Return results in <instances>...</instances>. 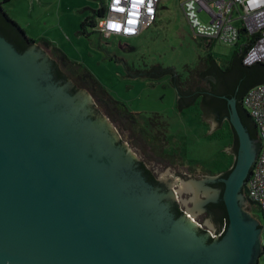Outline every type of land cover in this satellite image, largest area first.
Instances as JSON below:
<instances>
[{"label": "water", "instance_id": "obj_1", "mask_svg": "<svg viewBox=\"0 0 264 264\" xmlns=\"http://www.w3.org/2000/svg\"><path fill=\"white\" fill-rule=\"evenodd\" d=\"M154 69L126 71L153 78ZM74 88L39 44L20 52L0 34V264H258L263 231L244 195L258 143L236 98L224 97L239 150L222 194L209 185L217 176L167 167ZM141 159L170 179L169 192L147 179ZM200 194L223 198L229 215L211 243L199 231L206 217L195 222L198 206L188 204ZM177 199L188 207L179 217Z\"/></svg>", "mask_w": 264, "mask_h": 264}, {"label": "rangeland", "instance_id": "obj_2", "mask_svg": "<svg viewBox=\"0 0 264 264\" xmlns=\"http://www.w3.org/2000/svg\"><path fill=\"white\" fill-rule=\"evenodd\" d=\"M108 1L12 0L3 7L28 37L51 41L72 61L85 65L116 100L138 114L141 126L148 133L162 137L164 145L159 142L155 149L156 145L131 128L129 122L113 118L136 143L164 165L182 175L190 168L192 175L188 177L197 179L206 171L231 167L233 158L223 151L230 145L227 130L211 138L209 135L215 129L203 121L198 105L179 111L178 91L171 85L169 75L158 79L148 76L128 78L126 69L150 72L156 66L174 67L183 81L194 83L193 75L203 69L208 54L225 68L237 48L220 42L210 48L201 45L184 13V2L188 0H162L156 23L136 38L102 37L92 28H89L88 36L81 35L82 23L90 21V16ZM198 16L203 23L211 21L206 10ZM41 47L51 55L49 49ZM94 102L98 104L96 99ZM163 153L177 156L171 163L161 158ZM249 211L260 223L264 246V212L260 207L252 209L250 205ZM258 264H264V254Z\"/></svg>", "mask_w": 264, "mask_h": 264}, {"label": "trees", "instance_id": "obj_3", "mask_svg": "<svg viewBox=\"0 0 264 264\" xmlns=\"http://www.w3.org/2000/svg\"><path fill=\"white\" fill-rule=\"evenodd\" d=\"M10 1L12 0H0V34L2 36L11 42L20 52L26 51L30 46L36 43L49 49L55 62L57 77L59 79L72 80L75 84L74 92L80 89L89 91V93H91L96 99V102L106 110L110 118H121L126 120L131 124V128L133 129L141 127L138 114L130 111L124 103L116 100L85 65L72 61L51 41L44 38L35 40L28 37L20 25L15 20L11 19L6 13L3 5ZM105 12L106 4H104L99 10H96L94 15L90 16V21H84L82 23L79 33L88 36L91 33L89 28L96 30V27L98 26V18L103 17ZM199 40L201 41L200 44L204 45L205 48H210L215 43L204 38H199ZM235 47L237 48L236 52L225 68L217 62L212 54H208L205 57V65L203 69L196 71L193 75L194 79L192 80H195L194 83L192 81H183L182 77L177 74L174 67L166 69L155 67L153 78L157 79L164 75L170 76L171 85L179 94V111L183 112L195 104H198L201 107L203 121H205L207 125H209V122L207 121L209 113L215 110L219 111V125L209 136L214 138L226 129L230 137V145L228 147L235 151L236 158L239 150V138L232 123L226 119V117L229 119L231 109L228 100L224 97L228 99H237V107L242 121L250 133L251 138L257 141L258 149L260 150L261 143L258 137L257 127L254 120L244 107V98L251 88L264 84V64L258 63L253 66H246L244 64V58L250 49V46L243 48H239L238 46ZM209 76H212L213 78H210ZM214 79L218 82L215 83ZM192 93H194L195 96L190 98L189 96ZM141 130H143L142 132L148 138L147 131L142 129V127ZM161 140L156 137L152 138L149 142L154 146L156 145L155 148L158 149L157 143ZM162 144L164 145V143ZM159 149H161V146ZM225 154H227V152ZM166 155L171 158L176 156L175 154L172 155L168 153ZM235 158L232 167L235 164ZM232 167L230 170L228 169L226 171L224 169L211 170V173L212 175H217L220 171H225L226 176H229ZM142 169L145 171V174L149 176L151 182L156 183L151 172L146 169L145 166H142ZM213 186L219 187L222 194L224 193V184H215ZM244 195L248 200L245 190ZM249 205L252 209L257 207L253 203H249ZM210 210L215 215V222L219 225V232L224 230V233L219 237L220 239L224 236L229 225V215L223 198H221L218 203L211 204ZM176 214L178 217L182 216V212L179 211L178 206ZM213 240L214 239H210L209 242L211 243Z\"/></svg>", "mask_w": 264, "mask_h": 264}, {"label": "built area", "instance_id": "obj_4", "mask_svg": "<svg viewBox=\"0 0 264 264\" xmlns=\"http://www.w3.org/2000/svg\"><path fill=\"white\" fill-rule=\"evenodd\" d=\"M161 2L109 0L104 16L98 18L96 30L102 37H139L156 23ZM183 9L197 37L239 48L252 44L245 55L244 64H264V0H188L184 2ZM202 10L210 14V23H203L199 19L198 13ZM244 107L255 122L261 143L244 190L249 203L264 212V84L248 91Z\"/></svg>", "mask_w": 264, "mask_h": 264}, {"label": "flooded vegetation", "instance_id": "obj_5", "mask_svg": "<svg viewBox=\"0 0 264 264\" xmlns=\"http://www.w3.org/2000/svg\"><path fill=\"white\" fill-rule=\"evenodd\" d=\"M53 58V57H52ZM210 78L212 77V76H209ZM208 77V78H209ZM213 78V77H212ZM214 82L215 83H217L218 81L216 80V79H214ZM195 96V94L194 93H192V94H190V98H192V97H194ZM198 104H195L194 106H197ZM198 107H199V109H201V107L198 105ZM185 111V110H184ZM230 117V116H229ZM219 118H220V112L219 111H211L210 113H209V115H208V119H207V121L213 126V124H215V123H217L218 125H219ZM226 119L227 120H229L228 119V117H226ZM230 121V120H229ZM142 127V126H141ZM141 127L140 128H138L137 130L139 131V133L141 134H143V136H145L144 135V133L142 132L143 130H141ZM218 127V126H217ZM216 127V128H217ZM142 129H144L143 127H142ZM148 133V132H147ZM159 138L160 140L162 139V137H160V136H158V135H152V134H150V133H148V138L145 136V139H149L148 141H151V139L152 138ZM160 143H162V140L161 141H159ZM164 143V142H163ZM156 149V148H155ZM258 153H259V149H258ZM167 153H163L161 156V158L162 159H164L165 161H167V162H171V163H173L174 161H173V158H171V157H167V155H166ZM173 155V154H172ZM176 156H177V154H175ZM227 156H229V157H232L233 158V161H234V158H235V151L233 150V149H230L228 152H227ZM258 156V155H257ZM139 163H140V167H141V169H142V166H145V168L146 169H148L150 172H151V175L155 178L154 180H155V182L156 183H154V182H151V180L149 179V176H147L146 174H145V171H144V174H145V176L147 177V179L153 184V185H155V186H157V187H160V188H162V190L163 191H165V192H169L170 190H171V181H170V179H167L168 177H166V176H160V172H159V168H151V167H149L148 166V164L146 163V161H142V159L139 161ZM232 167V166H231ZM231 167H229L228 169L230 170L231 169ZM228 169H224L225 171L226 170H228ZM225 171H220V173H218L217 175H212V173H211V170H209V171H206L205 173H203L202 175H201V177L200 178H198V179H203V178H206L207 176H217V179H216V181L215 182H211V183H209V185L211 186V187H213V188H215V189H219V187H215V186H213V185H215V184H224L225 185V183H224V179H227L229 176H226V172ZM183 173V175L184 176H186V177H188L189 175H192V173H191V169L190 168H187V169H185V172H182ZM188 178H193L192 176H190V177H188ZM207 201V202H206ZM203 202H204V204H203ZM172 203H173V211L176 213L177 212V206L179 207V211H181L182 212V215H184V214H186L187 213V209H188V207L186 206V204L183 202V200H180V199H177V200H174V201H172ZM189 205H192V207H196V206H198L197 208H195V212H196V218H195V222L197 221L196 219H198L199 220V218L200 217H206V222L208 221V224H206L205 223V221H204V224H205V227L206 228H203V226H200V228H199V231H200V233H202V234H205V235H208V238L209 239H214V240H216V239H219L218 237H216L217 235H218V233H219V225L215 222V215H214V213L210 210V205L211 204H214V203H212V202H210V201H208V197L207 196H205L204 194H200V197H199V200L198 201H190V199H189V203H188ZM203 224V225H204ZM213 240V241H214Z\"/></svg>", "mask_w": 264, "mask_h": 264}]
</instances>
